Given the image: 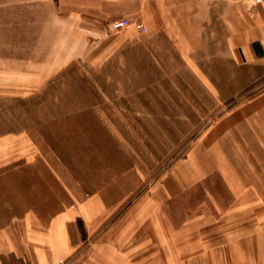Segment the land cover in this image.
Masks as SVG:
<instances>
[{"label":"crops","instance_id":"1","mask_svg":"<svg viewBox=\"0 0 264 264\" xmlns=\"http://www.w3.org/2000/svg\"><path fill=\"white\" fill-rule=\"evenodd\" d=\"M121 1L0 0V100L39 94L71 62L101 66L136 35L157 34L218 103L258 89L126 206L132 191L113 200L104 189L132 166L45 225L34 214L11 220L0 228V264L8 257L20 264H264V186L250 172L217 162L222 153L214 151L238 125L264 119V10L253 0ZM121 18L142 23L146 33L134 25L112 31ZM39 156L25 131L0 135V165ZM217 175L225 195L208 184ZM193 188L202 198L185 209Z\"/></svg>","mask_w":264,"mask_h":264},{"label":"rangeland","instance_id":"2","mask_svg":"<svg viewBox=\"0 0 264 264\" xmlns=\"http://www.w3.org/2000/svg\"><path fill=\"white\" fill-rule=\"evenodd\" d=\"M136 38L114 55L104 72L99 71L102 65L80 60L64 85L29 100H0V135L25 131L43 155L33 163L20 159L0 165V228L26 214L45 225L52 215L132 166L117 177L114 188L104 189L113 200L132 191L126 206L190 150L199 149L198 137L258 89L220 104L163 35ZM143 86L147 92H135ZM237 128L236 135L214 148L222 157L217 159L216 152L213 158L250 172L264 186V119L254 116ZM219 177L211 176L208 184L225 195ZM201 198L202 191L193 188L182 204L187 209ZM3 264L20 263L8 257Z\"/></svg>","mask_w":264,"mask_h":264},{"label":"trees","instance_id":"3","mask_svg":"<svg viewBox=\"0 0 264 264\" xmlns=\"http://www.w3.org/2000/svg\"><path fill=\"white\" fill-rule=\"evenodd\" d=\"M114 57V56H113ZM113 57H111L110 59H108L100 68V72H104L106 71L111 62L113 61ZM75 63H80V60L77 61H73L71 62L67 67H65L60 73H58L55 77L51 78L47 83H46V87L44 88V90L38 94V96H41L47 89H56V86L58 87V85H64L67 76L69 75V71L71 70V68L73 67V65ZM54 90V89H53ZM34 96H30L28 98H26L25 100H29L30 98H33ZM24 99H21L19 101H22ZM102 128V127H101ZM105 132V135H107L109 138L112 136L110 130L106 129V127H103V133Z\"/></svg>","mask_w":264,"mask_h":264},{"label":"built area","instance_id":"4","mask_svg":"<svg viewBox=\"0 0 264 264\" xmlns=\"http://www.w3.org/2000/svg\"><path fill=\"white\" fill-rule=\"evenodd\" d=\"M253 5H258L264 10V0H253ZM134 25L142 34L146 33V28L142 23L133 22L130 18H121L111 23V29L114 32H120L129 26Z\"/></svg>","mask_w":264,"mask_h":264}]
</instances>
